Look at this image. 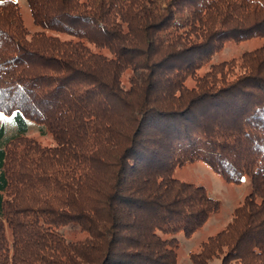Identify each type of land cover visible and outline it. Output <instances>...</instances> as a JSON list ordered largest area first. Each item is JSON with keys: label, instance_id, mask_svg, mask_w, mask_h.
<instances>
[{"label": "trees", "instance_id": "16d2710c", "mask_svg": "<svg viewBox=\"0 0 264 264\" xmlns=\"http://www.w3.org/2000/svg\"><path fill=\"white\" fill-rule=\"evenodd\" d=\"M26 2L34 30L0 0V264H179L220 208L195 161L251 188L189 263L264 264V0Z\"/></svg>", "mask_w": 264, "mask_h": 264}, {"label": "rangeland", "instance_id": "374dc122", "mask_svg": "<svg viewBox=\"0 0 264 264\" xmlns=\"http://www.w3.org/2000/svg\"><path fill=\"white\" fill-rule=\"evenodd\" d=\"M20 5L21 15L25 25L29 30L36 29L29 13L26 0H16ZM263 42L260 38H250L238 44H228L224 46L220 52L215 53L212 57L214 60L220 58H229L232 55L239 54L243 50L251 49ZM1 114V113H0ZM0 118L4 133L10 134L16 128L11 118L12 116L3 115ZM31 124L34 122L29 120ZM32 125H30L31 127ZM29 134L34 135L45 144H52V139L49 135H42L35 127H31ZM176 177L181 180L202 184L207 189L209 194L220 201L219 211L214 213L210 218L197 229L190 237L186 238L182 233L178 234L180 240V262L179 264H190L188 260V251L205 239L208 235L216 232L229 220L233 208L242 199L245 193L250 190L249 177L243 175L239 183L226 182L217 173L213 172L210 167L203 161H195L187 163L175 171ZM69 227V226H68ZM67 230V229H66ZM69 230V229H68Z\"/></svg>", "mask_w": 264, "mask_h": 264}, {"label": "snow or ice", "instance_id": "6c2138e0", "mask_svg": "<svg viewBox=\"0 0 264 264\" xmlns=\"http://www.w3.org/2000/svg\"><path fill=\"white\" fill-rule=\"evenodd\" d=\"M0 118H3L2 114H0Z\"/></svg>", "mask_w": 264, "mask_h": 264}]
</instances>
